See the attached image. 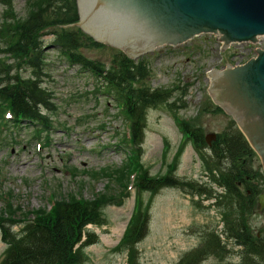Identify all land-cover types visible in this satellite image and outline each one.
Returning a JSON list of instances; mask_svg holds the SVG:
<instances>
[{
    "label": "rangeland",
    "instance_id": "rangeland-1",
    "mask_svg": "<svg viewBox=\"0 0 264 264\" xmlns=\"http://www.w3.org/2000/svg\"><path fill=\"white\" fill-rule=\"evenodd\" d=\"M28 1L10 0L7 4L0 0V50L6 46L1 36L4 22L12 17L24 19L29 11ZM54 30L46 28L41 36L45 52L43 86L52 92L56 106L55 110L44 111L50 130L48 134L40 131L39 147L33 124L22 122L20 127H12L9 123L3 130L0 124V207L16 209L14 219L19 222L25 213L49 208L51 189H57L59 198L65 197L63 201L77 196L91 200L97 195H111V202L96 207L104 224L85 227L97 235V241L85 247L82 264H126L130 259L132 264L179 263L197 247L204 231L220 232L223 208L211 206L213 199L188 195V185L165 186L155 193L139 190L137 185L125 189V185L136 183L142 172L151 178L172 172L185 183L206 181L205 169L183 134L182 124L199 127L204 135L226 130L231 124L230 117L220 111L206 110V106H212L207 93L208 71L225 69L220 62V42L212 35L200 34L175 46H159L135 59L142 57L148 74L138 79L140 82L133 81L134 85L142 83L151 90L158 87L170 92L168 99L146 110L138 150L136 144L131 148L126 144L128 137L123 134L127 135V118L121 115L114 96L94 92L96 80L86 70L69 63L53 43ZM251 48L231 45L224 51L226 62L242 63L251 55ZM79 52L105 68H116L114 57L120 53L91 37ZM0 62L13 65V72L18 71L21 76L30 75L26 64L16 63L1 51ZM254 166L260 171L258 160L254 159ZM139 197L143 207H147V232L130 257L126 246L118 245L120 229L135 212ZM245 217L253 234L264 236V202L260 206L255 199ZM21 224L13 229H19ZM226 247L233 248L234 253L208 255L198 264L237 262L240 247L232 242ZM5 251L0 239V258Z\"/></svg>",
    "mask_w": 264,
    "mask_h": 264
},
{
    "label": "trees",
    "instance_id": "trees-1",
    "mask_svg": "<svg viewBox=\"0 0 264 264\" xmlns=\"http://www.w3.org/2000/svg\"><path fill=\"white\" fill-rule=\"evenodd\" d=\"M1 1L11 3L10 0ZM29 1V11L24 19L12 17L2 27L1 36H4L6 46L0 51L16 63L26 64L31 71L29 76H21L18 71L13 72V65L0 62V124L11 121V126H17L26 119L46 126L48 115L44 111L56 109L52 92L43 86L45 52L41 36L46 28L52 27L55 29L53 43L69 62L91 70L105 82L108 93L118 97L123 111L131 119L130 129L138 146L142 142L146 110L164 102L170 92L151 90L142 83L134 85L133 81L140 82L138 79L145 78L148 70L141 61H132L124 54L114 57L116 68H105L82 56L79 48L89 37L77 27H63L78 20L76 0ZM5 110L11 113L10 120L4 119ZM213 111L221 110L215 106ZM230 123L226 130L216 134L209 146L200 128L182 124L183 133L201 158L206 181L185 183L175 178L172 172L152 178L145 172L137 176L135 185L139 190L155 193L165 186L188 185L190 190L186 193L203 200L213 199L211 206L223 208L220 232L204 231L197 247L187 252L177 264H198L208 255L218 257L229 251L232 255L233 248L226 247L228 242L240 247V258L226 264H264V236L254 235L245 217L262 191L264 176L254 166L256 156L248 142L235 123L232 120ZM214 187L221 188V191ZM112 199L111 195L102 194L91 200H62L49 213L37 210L31 219H28L29 213L21 215L24 224L18 232L12 229L20 222L14 219L16 209L0 208V236L7 246L0 264H82L85 247L97 241V236L85 226L102 224V215L96 213V207ZM147 219V207H143L139 197L122 239L130 257L137 242L147 232ZM131 261L133 259L128 263Z\"/></svg>",
    "mask_w": 264,
    "mask_h": 264
},
{
    "label": "water",
    "instance_id": "water-1",
    "mask_svg": "<svg viewBox=\"0 0 264 264\" xmlns=\"http://www.w3.org/2000/svg\"><path fill=\"white\" fill-rule=\"evenodd\" d=\"M76 3L79 20L75 25L96 39L111 32L112 42L102 43L115 49L127 48L129 39L132 56L164 43L184 42L202 32L218 30L226 44L255 42L256 36L264 35V0H76ZM220 54L225 69L214 74L217 69L208 71L212 100L235 120L264 171V50L257 49L256 58L232 67L226 66L221 48ZM263 198L260 197V203Z\"/></svg>",
    "mask_w": 264,
    "mask_h": 264
},
{
    "label": "bare ground",
    "instance_id": "bare-ground-1",
    "mask_svg": "<svg viewBox=\"0 0 264 264\" xmlns=\"http://www.w3.org/2000/svg\"><path fill=\"white\" fill-rule=\"evenodd\" d=\"M126 225H127V222H126V224L123 225V227H121V229H120V235H122V233H123L122 231H124Z\"/></svg>",
    "mask_w": 264,
    "mask_h": 264
},
{
    "label": "flooded vegetation",
    "instance_id": "flooded-vegetation-1",
    "mask_svg": "<svg viewBox=\"0 0 264 264\" xmlns=\"http://www.w3.org/2000/svg\"><path fill=\"white\" fill-rule=\"evenodd\" d=\"M256 160H258L259 161V164H260V160H259V158H258V156L256 155ZM261 166V165H260Z\"/></svg>",
    "mask_w": 264,
    "mask_h": 264
}]
</instances>
